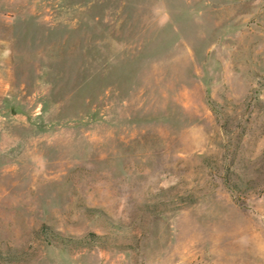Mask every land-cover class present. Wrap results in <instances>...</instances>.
<instances>
[{"label": "rangeland", "instance_id": "obj_1", "mask_svg": "<svg viewBox=\"0 0 264 264\" xmlns=\"http://www.w3.org/2000/svg\"><path fill=\"white\" fill-rule=\"evenodd\" d=\"M0 264H264V0H0Z\"/></svg>", "mask_w": 264, "mask_h": 264}]
</instances>
